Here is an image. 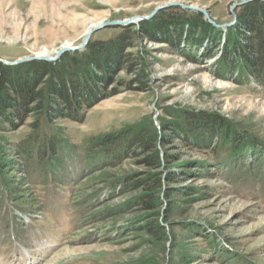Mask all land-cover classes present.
<instances>
[{"label":"rangeland","instance_id":"374dc122","mask_svg":"<svg viewBox=\"0 0 264 264\" xmlns=\"http://www.w3.org/2000/svg\"><path fill=\"white\" fill-rule=\"evenodd\" d=\"M253 1L0 0V60L8 62L43 50L53 55L66 42L80 44L94 24L159 8L148 19L104 25L91 35L88 41L109 40L133 25L126 51L141 58L146 86L130 85L134 76L119 71L110 95L85 109L80 121L40 126L47 137L40 146H56L48 168L35 145L38 154L27 166L14 148L38 132L33 115L0 131V264H264V82L238 58L233 66L219 60L240 10ZM167 18L183 23L181 40L174 26L164 30L169 36L160 34L156 26ZM141 25L152 31L142 33ZM205 31L221 35L219 46ZM192 117L226 129L207 137L205 126L187 122ZM175 122L183 138L162 132ZM141 128L160 135L159 166L142 164L133 148L92 151L90 143L106 134ZM151 174L160 179L158 206L142 210L137 198L144 190L137 185Z\"/></svg>","mask_w":264,"mask_h":264},{"label":"trees","instance_id":"16d2710c","mask_svg":"<svg viewBox=\"0 0 264 264\" xmlns=\"http://www.w3.org/2000/svg\"><path fill=\"white\" fill-rule=\"evenodd\" d=\"M168 26H174L177 33L179 31L177 38L181 40L183 23L167 18L156 27L162 30L160 34L169 36V33L164 31ZM236 26L234 31L226 35L221 45L219 60L233 66V60L238 58L252 77L264 82V2L257 0L244 5L238 14ZM132 27L133 25L124 27L125 34L122 33L109 40L88 41L84 51L65 53L54 63L44 60L27 61L12 66L0 63V131L5 130V125L12 130L16 129L31 115L35 117L33 127L36 131L40 126L43 127L46 123H52L58 118L80 121L85 109L104 96L110 95L108 87L113 82V76L119 71L134 76L129 81L130 85L136 83L139 88L144 89L146 85L141 71V58L134 57L132 53L126 51L133 46L129 33ZM140 31L149 34L152 30L148 28V25H141ZM206 33L207 31L203 33V36ZM208 33L211 34L210 31ZM188 34L193 41L195 39L194 30L190 29ZM204 38H212L211 45L219 46L221 35L212 31L211 37L209 35ZM234 68L231 67V69ZM186 120L187 122L192 121L194 126L201 125L200 129L205 126L207 137L209 133L213 135L219 128L220 130L226 129L223 123L212 119L192 117ZM167 129L173 133L174 138H183V129L178 123L164 126L162 132ZM40 132L34 133L29 136V139L14 147L16 155L23 160L24 166H27L31 158L39 151L42 167L48 168L50 165L48 159L52 154L55 155L56 146L53 142H47L46 147L40 146L46 143L44 139L47 138L40 136ZM223 135L224 133L221 137L228 141L227 135ZM159 138L160 135L156 129L141 128L127 136L118 133L106 134L96 139L95 143H90V146L92 151L94 147L109 148L110 151L114 149L124 151L133 148L134 151H129L131 154L136 153V150L139 151L143 156L141 163L154 168L161 164L156 148ZM31 145L36 146L38 150L36 153H33L35 150H32ZM235 145L238 143L235 142ZM237 150H242V148ZM220 165H225V163H220ZM3 168V163L0 162V180H2ZM3 184L8 186L5 182ZM137 186L144 190L137 198L141 209H156L158 206L157 189L160 187V179L156 178V174L140 180ZM157 228L159 225L155 223L149 231L157 233Z\"/></svg>","mask_w":264,"mask_h":264},{"label":"water","instance_id":"95a60500","mask_svg":"<svg viewBox=\"0 0 264 264\" xmlns=\"http://www.w3.org/2000/svg\"><path fill=\"white\" fill-rule=\"evenodd\" d=\"M264 1V0H262ZM238 5V4H236ZM235 5V6H236ZM189 8L193 9V10H197V11H202L204 13H206V11L202 8H200L199 6H188ZM159 8L157 7L153 12H151L149 15L147 16H141V17H133L127 20H122V21H111V22H103L100 23L99 25H96L95 27L89 29L88 31H86V33L84 34V37L81 41L80 44L78 45H66V46H62L58 49V51L56 52V54L53 57H47V56H42V55H37V56H33V57H23V58H19L13 62H8L5 60H0V62H3L4 64L7 65H16V64H20L26 61H31V60H46V61H55L57 60L63 53L68 52V51H76V50H80L82 48H84L89 40V38L91 37V35L97 31L99 28H101L104 25H126L129 23H135L138 22L139 19L141 20H145L150 18L151 16H153L155 14V12L158 10ZM207 14V13H206ZM236 18V17H235ZM234 18V19H235Z\"/></svg>","mask_w":264,"mask_h":264},{"label":"bare ground","instance_id":"6f19581e","mask_svg":"<svg viewBox=\"0 0 264 264\" xmlns=\"http://www.w3.org/2000/svg\"><path fill=\"white\" fill-rule=\"evenodd\" d=\"M96 25H97V24H94V25L90 26L89 29L95 27ZM66 45H72V44H70L69 42H66V44H63V46H66ZM58 49H59V48H58ZM58 49H57V50H58ZM57 50L54 51L53 55L56 54V51H57ZM38 54H39V55H42V56H47V57H50V56L52 55L51 53H48L47 50H43V51L39 52ZM53 55H52V56H53ZM261 220H263V218H261Z\"/></svg>","mask_w":264,"mask_h":264}]
</instances>
